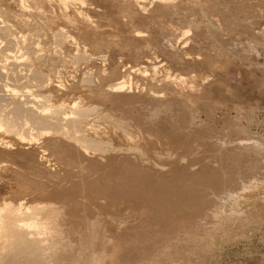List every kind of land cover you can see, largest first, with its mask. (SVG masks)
I'll use <instances>...</instances> for the list:
<instances>
[{
	"label": "rangeland",
	"instance_id": "1",
	"mask_svg": "<svg viewBox=\"0 0 264 264\" xmlns=\"http://www.w3.org/2000/svg\"><path fill=\"white\" fill-rule=\"evenodd\" d=\"M91 1L81 7L90 21L76 15L89 25L81 31L62 18L56 0L44 3L47 16L34 7L30 15L17 0L0 6L10 10L5 16L17 37L38 39L48 53L86 49L87 69L96 71L102 89L130 66L146 67L147 75L131 73L138 86L132 96L96 99L138 138L101 119V136L119 152L50 141V167L34 148L1 156L0 163L14 164L4 175L15 187L7 197L58 206L64 216L59 264H85L92 253L105 254L102 264H264V0H211L208 18L197 11L194 24L157 7L141 14L130 0ZM61 28L75 42L57 45ZM16 50L1 54L0 64L20 63L25 73L29 61ZM68 66L65 76L73 71ZM177 74L193 89L177 87ZM150 89L168 96L155 100ZM67 95L54 93L75 99L81 91ZM135 144L145 155L129 150Z\"/></svg>",
	"mask_w": 264,
	"mask_h": 264
},
{
	"label": "bare ground",
	"instance_id": "2",
	"mask_svg": "<svg viewBox=\"0 0 264 264\" xmlns=\"http://www.w3.org/2000/svg\"><path fill=\"white\" fill-rule=\"evenodd\" d=\"M56 1H58L57 5L60 4V8H62L61 10L58 6V9L62 11V18L64 20L70 22L79 31L89 27L88 22H79L76 17L80 15L84 16L83 18L86 20H91L86 10L81 8L84 6L92 7L93 3L91 0ZM130 1L135 6V10H138L141 14L149 11L147 6H150L152 8L157 7V9L163 10L162 12L185 15L187 19H190L191 16L196 15L194 13L197 11H200L208 18L207 6L211 0ZM17 2L25 11H31L29 14L33 12L32 7H34L37 13L40 12V14L49 15L44 4L45 2L50 4L49 0H17ZM71 9L76 14L75 12L71 13ZM5 13H10V10L0 6V39H3V41L0 40V43L3 44L5 42L4 48L0 49V55L8 50L10 53L12 50L17 49L16 51L21 52V57L29 61V67L27 66V69L24 70L26 72L23 73V70L19 67L20 63H15L16 65L14 64L13 67L8 66V62H4L5 64L3 65H1L2 63L0 64V157H5V155L8 157V155H13L19 152V150L34 148L41 152L40 160L42 162L44 161L50 167V162L53 159L46 146L50 141L58 144L68 142L71 146L77 148V150L84 152L90 150L102 154L109 153L112 150L119 152L118 150H121V148H116L109 137L101 136L99 132L100 126H98V122L101 119H112L111 125L114 122L113 125H115L116 131L120 129L129 139L138 138V135L130 131L126 120L121 117L116 118L111 113L105 112L103 105H100V102H97L96 99L107 94H115V96L122 97L132 96L133 84L136 83L133 82L131 73L140 72L146 74L148 73L146 67L130 66L132 69L130 73L124 74L118 81L109 84L106 89H102L100 77H98L96 71L92 70V68L87 69V62L91 61L92 55L88 54L86 49L82 50L78 47L80 46L78 44L77 52L72 54H67L62 50V47L61 50L55 51L57 54H50L47 52L49 50L41 46L36 38V41L32 40V37L24 33L20 35L22 37L19 39L18 37L20 36L17 37L16 32L14 33L17 28L13 29L14 23H10ZM13 19H15V16ZM193 20L190 19L191 24H194ZM23 23H20V25H24ZM26 23H28L27 16L25 25ZM196 25L198 26L197 23ZM64 29L61 28L55 35L58 36L56 43L59 46H62L67 38L73 39V42L76 40L74 36L70 35ZM28 30H31V28ZM40 30L38 33H40ZM34 32L37 31L34 30ZM140 32L142 31H138L136 34H142ZM189 32L190 29L186 30L185 36ZM184 44L187 45V41ZM34 65L35 67L33 68ZM68 65L73 67V71L65 76V68L68 69ZM101 72L103 75L109 74L106 67ZM64 79H67V83ZM172 79L174 84L179 88H185L190 83L188 82L189 78L181 74L175 75ZM21 86L26 89L23 90V93L19 90ZM135 86L136 89L138 86L137 84ZM193 87V85L189 86L192 89ZM48 88L52 89V91L47 92ZM73 89H80L81 91V95L75 99L71 97L69 100L66 97L60 100V98L57 99L54 96L56 91L62 95H67L72 93ZM160 92L150 89V95L155 100H161V98L168 96ZM127 148L125 149L128 150ZM129 150L138 152L140 155H145V152L137 145L136 147H131ZM123 151L125 150L121 152ZM13 165V163L9 164L7 158L6 162L0 163V191L2 192V196L0 195V264H59L58 255L63 242V233L61 230L64 226V216L62 212H59V208L54 202L45 203L35 201V203L32 202L33 204H31L24 198L15 202L13 199L7 197L8 195L6 193L8 190L15 187L13 183H8V180H5L4 175L13 171ZM88 242L90 240L86 244ZM104 260H106L105 254L92 253L84 261L85 264H102Z\"/></svg>",
	"mask_w": 264,
	"mask_h": 264
}]
</instances>
